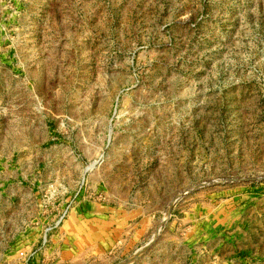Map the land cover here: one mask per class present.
Segmentation results:
<instances>
[{"label": "rangeland", "instance_id": "rangeland-1", "mask_svg": "<svg viewBox=\"0 0 264 264\" xmlns=\"http://www.w3.org/2000/svg\"><path fill=\"white\" fill-rule=\"evenodd\" d=\"M0 264H264V0H0Z\"/></svg>", "mask_w": 264, "mask_h": 264}]
</instances>
